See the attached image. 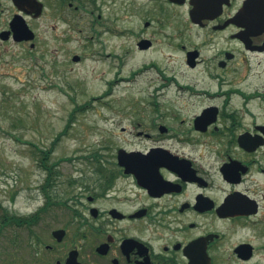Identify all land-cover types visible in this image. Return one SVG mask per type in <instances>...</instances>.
Returning <instances> with one entry per match:
<instances>
[{
	"label": "flooded vegetation",
	"instance_id": "obj_1",
	"mask_svg": "<svg viewBox=\"0 0 264 264\" xmlns=\"http://www.w3.org/2000/svg\"><path fill=\"white\" fill-rule=\"evenodd\" d=\"M89 57L110 68L94 99L144 90L100 108L110 138L65 199L42 156L43 203L18 220L73 217L43 264H264V0H0V112L11 83L75 90Z\"/></svg>",
	"mask_w": 264,
	"mask_h": 264
},
{
	"label": "rangeland",
	"instance_id": "obj_2",
	"mask_svg": "<svg viewBox=\"0 0 264 264\" xmlns=\"http://www.w3.org/2000/svg\"><path fill=\"white\" fill-rule=\"evenodd\" d=\"M140 59L134 56L121 76L137 70ZM103 65L89 57L79 74L80 83L67 94L59 91L61 87L43 89L49 82L61 86L63 81L57 77L52 81L39 77L36 89L20 90L11 83V98H5V109L0 112V264H43L49 254L46 246L52 244L51 232L65 228L73 219L70 211L56 204L34 227L14 222L12 216L28 218L43 203L40 190L47 172L40 167L42 156L48 154L46 164L58 172L53 175L57 180L52 190L54 201L65 199L78 189L69 182L92 171L98 140L110 138L109 123L101 121L99 115L109 111L100 108L110 107L112 102L127 106L141 100L144 81L138 75L119 80L114 96L94 99L106 90L102 80L110 68ZM112 76L111 71L108 79ZM76 77L70 76L72 84ZM35 186L38 191H34ZM34 251L40 252L35 258Z\"/></svg>",
	"mask_w": 264,
	"mask_h": 264
},
{
	"label": "trees",
	"instance_id": "obj_3",
	"mask_svg": "<svg viewBox=\"0 0 264 264\" xmlns=\"http://www.w3.org/2000/svg\"><path fill=\"white\" fill-rule=\"evenodd\" d=\"M68 127H70V125H68ZM16 224L22 225V222L16 220Z\"/></svg>",
	"mask_w": 264,
	"mask_h": 264
},
{
	"label": "water",
	"instance_id": "obj_4",
	"mask_svg": "<svg viewBox=\"0 0 264 264\" xmlns=\"http://www.w3.org/2000/svg\"><path fill=\"white\" fill-rule=\"evenodd\" d=\"M59 232H62V231H59ZM70 263V262H69Z\"/></svg>",
	"mask_w": 264,
	"mask_h": 264
}]
</instances>
